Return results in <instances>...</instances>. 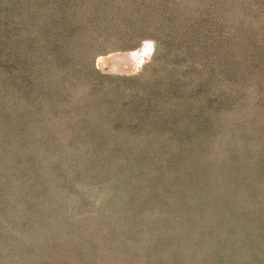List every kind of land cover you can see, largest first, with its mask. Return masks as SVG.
<instances>
[{
    "label": "rangeland",
    "instance_id": "1",
    "mask_svg": "<svg viewBox=\"0 0 264 264\" xmlns=\"http://www.w3.org/2000/svg\"><path fill=\"white\" fill-rule=\"evenodd\" d=\"M0 264H264V0H0Z\"/></svg>",
    "mask_w": 264,
    "mask_h": 264
},
{
    "label": "bare ground",
    "instance_id": "2",
    "mask_svg": "<svg viewBox=\"0 0 264 264\" xmlns=\"http://www.w3.org/2000/svg\"><path fill=\"white\" fill-rule=\"evenodd\" d=\"M119 59H120V58H119ZM119 59H118V60H119ZM137 62H138V61H137ZM125 67H126V66H125Z\"/></svg>",
    "mask_w": 264,
    "mask_h": 264
}]
</instances>
